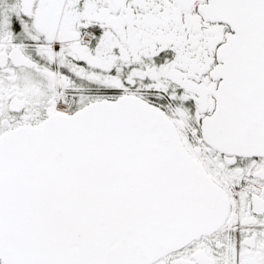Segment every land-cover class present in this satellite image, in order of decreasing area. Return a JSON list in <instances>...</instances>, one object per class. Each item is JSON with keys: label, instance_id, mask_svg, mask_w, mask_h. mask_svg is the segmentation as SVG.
<instances>
[{"label": "snow or ice", "instance_id": "snow-or-ice-1", "mask_svg": "<svg viewBox=\"0 0 264 264\" xmlns=\"http://www.w3.org/2000/svg\"><path fill=\"white\" fill-rule=\"evenodd\" d=\"M0 264H264V0H0Z\"/></svg>", "mask_w": 264, "mask_h": 264}]
</instances>
